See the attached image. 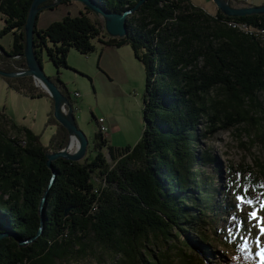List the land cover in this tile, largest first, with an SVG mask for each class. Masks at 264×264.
Here are the masks:
<instances>
[{"label": "trees", "instance_id": "16d2710c", "mask_svg": "<svg viewBox=\"0 0 264 264\" xmlns=\"http://www.w3.org/2000/svg\"><path fill=\"white\" fill-rule=\"evenodd\" d=\"M96 1L112 13L139 2ZM32 2L0 0L5 24L0 37L14 36L10 51L0 46V66L7 71L26 68L24 28ZM230 4L241 6L238 0H230ZM57 5L46 1L39 14ZM85 9L43 30L36 22L34 53L41 62L46 50L58 72L51 79L68 96L75 114L70 92L60 78V69L68 67L70 50L88 55L95 51V40L115 47L130 45L147 72L142 98L145 126L132 147L112 146L99 131L93 158L88 156V146L81 161H53L57 180L49 191L41 235L21 247L14 236L1 239L0 264L80 262L92 242L118 254L122 264H163L150 249V234L167 252V242L179 233L187 234L190 228L199 231V241L194 239L199 245H208L207 226L220 236L226 226L218 232L215 227L231 212L217 203L220 165L216 155L201 148V142L244 124L256 129L257 139L264 144V105L258 99V93H264V13L238 18L219 10L210 16L191 0H147L130 14L129 34L112 38L106 34L104 22L93 21L91 10ZM231 21L254 31L233 28ZM16 79V85L10 87L18 93L49 97L36 88L32 77ZM216 89L221 97L213 95ZM53 113L50 125L56 127V133L48 145L25 126L13 134L0 114V232L29 240L41 226L38 206L52 176L46 153L63 149L69 141L67 129ZM245 169L251 170L229 166L231 173L240 176ZM256 179L254 175L249 178L248 189L251 185L260 190L264 187V181L261 186ZM261 197L264 199V192ZM237 217L231 213L228 225L235 235L240 233ZM230 239L236 240L234 236ZM182 253L179 255L185 258ZM249 255V250L239 247L238 259L232 264H252Z\"/></svg>", "mask_w": 264, "mask_h": 264}, {"label": "rangeland", "instance_id": "374dc122", "mask_svg": "<svg viewBox=\"0 0 264 264\" xmlns=\"http://www.w3.org/2000/svg\"><path fill=\"white\" fill-rule=\"evenodd\" d=\"M241 1L257 6L264 5V0ZM89 16L93 21L103 22L102 17L92 11ZM3 23L0 16V31L4 28ZM13 39L12 33L0 37V46L10 51ZM99 55V51L83 55L71 49L67 57L68 67L60 69V78L70 92L76 109L75 117L78 126L89 140L88 156L90 158L95 156L94 138L99 133L96 119L105 118L108 130L103 133V136L117 148L132 147L137 144L145 126L142 98L146 88L147 72L144 64L135 57L128 44L120 48V65L110 70L103 69ZM41 58L44 73L55 79L58 75L57 68L48 59L46 50H43ZM16 78L0 76V114L4 124L13 134H17L16 128L25 126L40 137L42 144L48 145L56 133L55 126L50 125L54 105L47 96L33 98L18 93L10 87V85H16L18 82ZM33 83L35 85L34 81ZM76 92L79 93L77 97H75ZM213 95L221 97L217 89ZM258 99L264 105V93L259 92ZM113 125L116 128H112ZM237 128L239 129L219 131L212 139L202 141L201 148L211 151L217 157L220 165L216 175V184L219 188L217 203L223 205L225 210L237 214L236 228L240 229V233L235 235L229 230L231 214L229 213L227 216L224 215L215 227L218 232L219 228L226 226L220 236L213 232L212 226H207L208 245H199L197 237L199 231L190 228L187 234L179 233V237H172L167 242L169 251L164 252L163 245L153 239L154 237L151 238L152 234H150V249L159 262L162 261L163 264H232L233 260L238 259L239 247L249 250L252 264L264 262V255H262L264 232L259 226V217H264V208H261L264 204V199L261 197L264 187L261 190L255 185L249 186V189L247 187V182L253 175L257 176L258 184L261 185L264 181V144L257 139L256 129H250L244 124ZM105 152L108 156L106 149ZM230 165L235 168L242 165L244 168L250 167L251 170L245 169V173L240 176L238 173H231ZM207 171L211 172V168L207 167ZM239 197H244V200H240ZM253 212L259 213L256 219L251 216ZM231 236H234L236 240L230 239ZM94 243L96 242L90 244L88 255L80 262L72 260L59 264H122L118 254L114 255L105 251L99 244ZM180 253L186 254V259L181 257Z\"/></svg>", "mask_w": 264, "mask_h": 264}, {"label": "water", "instance_id": "95a60500", "mask_svg": "<svg viewBox=\"0 0 264 264\" xmlns=\"http://www.w3.org/2000/svg\"><path fill=\"white\" fill-rule=\"evenodd\" d=\"M46 1L50 0H33L29 13L27 22L25 25V51L23 57L26 61V68L23 71H7L0 68V76L5 78H16V77H32L36 83H38L44 91L49 95L53 100V110L54 117L56 121L67 129L69 134L68 144L59 151L49 150L46 153L47 157V167L51 169L52 176L49 180V184L43 192L39 204V214L41 220V226L34 235L33 238L29 240H24L19 236L10 233V232H0V240L3 238L14 236L18 241V244L21 246H26L36 238H38L44 227V218H45V206L47 204L49 191L52 185L57 180V171L53 166V161L58 158H64L73 161H81L85 158L88 150L89 140L85 133L79 128L74 109L69 101L68 96L64 95L55 82L48 77L43 70L42 63L39 61L35 50H34V27L39 17V12L41 10V5ZM54 3H62L65 0H52ZM84 4L85 7L89 8L94 14L102 17L104 22L105 32L109 37L112 38H122L129 34L128 28V17L130 14L135 12L140 8L147 0H139L136 6L128 8L121 13H112L105 10L96 0H74ZM214 4L218 9L228 17H240L251 14H263L264 5L254 6V5H242L235 7L230 4V0H213ZM76 146V151H70L72 144Z\"/></svg>", "mask_w": 264, "mask_h": 264}, {"label": "crops", "instance_id": "0c3cea01", "mask_svg": "<svg viewBox=\"0 0 264 264\" xmlns=\"http://www.w3.org/2000/svg\"><path fill=\"white\" fill-rule=\"evenodd\" d=\"M191 1L195 6L197 5L205 13H207L210 16H216L219 11L218 7L216 6V4H214L213 0H191ZM243 4L244 6L253 5V4H249V3H246L240 0V5L242 6ZM254 6H257V5H254ZM85 11H86L85 6L82 3L74 1V0L68 3H59L56 7L52 9H46L39 14V17L37 20V28L41 30L46 29L50 24H52L55 21L62 20L67 15L71 14V16H78L80 15L81 12H85ZM1 20L2 22H4V19L2 16H1ZM102 39L104 40V38ZM94 44H95V51L100 52V55H99L100 63L103 65L104 70H107V69L110 70L111 68H114L120 65V48L121 47L103 45L102 43L98 42V40H95ZM75 97L77 96L75 95ZM112 128H116V126L113 125Z\"/></svg>", "mask_w": 264, "mask_h": 264}, {"label": "built area", "instance_id": "2783aa9c", "mask_svg": "<svg viewBox=\"0 0 264 264\" xmlns=\"http://www.w3.org/2000/svg\"><path fill=\"white\" fill-rule=\"evenodd\" d=\"M238 24L240 27H242V29H245V33H252V31H254L251 27H249L246 24L243 23H235ZM258 31V30H255ZM262 32H264V30H262ZM79 95L78 93H76V96ZM98 125H99V131H101L102 133L106 132L108 130V127L106 126V120L103 117H100L98 119H96Z\"/></svg>", "mask_w": 264, "mask_h": 264}, {"label": "bare ground", "instance_id": "6f19581e", "mask_svg": "<svg viewBox=\"0 0 264 264\" xmlns=\"http://www.w3.org/2000/svg\"><path fill=\"white\" fill-rule=\"evenodd\" d=\"M235 23H237V22H229V26H231V27H233V28H237V29H239V30H241V31H243V32H246L245 31V29H242V27H240L238 24H235ZM253 32V31H252ZM1 53V52H0ZM16 58H19V56H17V57H15V59ZM1 68V67H0ZM3 69V68H2ZM5 70V69H4ZM23 70H25V68H22V69H19V70H17V72L18 71H23ZM34 80V79H33ZM35 82V81H34ZM35 86L36 87H38V88H40L41 90H43L44 91V89L38 84V83H36L35 82ZM79 94V93H78ZM76 95V94H75ZM77 96H79V95H77ZM89 146V145H88ZM70 151H76V146L74 145V143L72 144V146H71V148H70Z\"/></svg>", "mask_w": 264, "mask_h": 264}, {"label": "snow or ice", "instance_id": "6c2138e0", "mask_svg": "<svg viewBox=\"0 0 264 264\" xmlns=\"http://www.w3.org/2000/svg\"><path fill=\"white\" fill-rule=\"evenodd\" d=\"M240 200H244V197H239ZM247 203H251V201H247ZM261 208H264V204L261 205ZM251 216L253 219H256L259 216L258 212L251 213ZM259 226L261 228V231L264 232V217H259ZM264 255V253H262ZM264 264V262H262Z\"/></svg>", "mask_w": 264, "mask_h": 264}]
</instances>
